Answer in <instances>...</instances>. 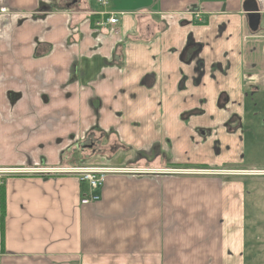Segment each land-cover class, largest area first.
I'll return each instance as SVG.
<instances>
[{"label":"crops","instance_id":"obj_1","mask_svg":"<svg viewBox=\"0 0 264 264\" xmlns=\"http://www.w3.org/2000/svg\"><path fill=\"white\" fill-rule=\"evenodd\" d=\"M104 1L0 0V264H244L243 187L223 179L264 175L244 158L264 0L256 33L246 0ZM97 133L136 171L81 205L85 184L37 170L84 165Z\"/></svg>","mask_w":264,"mask_h":264},{"label":"rangeland","instance_id":"obj_2","mask_svg":"<svg viewBox=\"0 0 264 264\" xmlns=\"http://www.w3.org/2000/svg\"><path fill=\"white\" fill-rule=\"evenodd\" d=\"M259 98V99H258ZM264 98L263 95L257 96L248 103L251 112L247 113V118L244 125L245 134V160L246 167L251 169L264 170ZM97 143L94 147V151L89 149L82 150L84 145L89 143ZM80 152L74 157L77 164L86 162L84 165L91 167H110L105 164L104 159L110 158L118 154L121 151L115 138L111 136H103L102 134L89 135V139H86L79 146ZM71 162L72 164H76ZM119 169V168H117ZM121 175V174H120ZM224 184L228 185L225 189V193H232V185L240 184L243 187L244 202L243 211L240 214V218H235V211L232 212V208H228V212L231 214L229 218V226H235L239 223L242 226V234H244L243 250V262L244 264H264V175L241 176L239 179H233L232 177H225L223 179ZM236 187V185L234 186ZM232 191V192H231ZM245 251V252H244Z\"/></svg>","mask_w":264,"mask_h":264},{"label":"built area","instance_id":"obj_3","mask_svg":"<svg viewBox=\"0 0 264 264\" xmlns=\"http://www.w3.org/2000/svg\"><path fill=\"white\" fill-rule=\"evenodd\" d=\"M97 3L102 6H106L107 2L104 0H97ZM118 23V19L114 14H109V17L106 19L107 25H116ZM113 34H118L116 29L111 31ZM29 170H10L8 172L15 174H23L27 173ZM37 174H60L69 177L76 178L81 184H85L87 187V191L91 193H87L86 195H82L80 199L81 205H89L99 201V196L94 194L95 191L101 190L108 178V175L111 174H124L127 171L123 168L117 169V167H91L89 165H80V166H72L67 168H44L37 170ZM264 173V172H263Z\"/></svg>","mask_w":264,"mask_h":264},{"label":"water","instance_id":"obj_4","mask_svg":"<svg viewBox=\"0 0 264 264\" xmlns=\"http://www.w3.org/2000/svg\"><path fill=\"white\" fill-rule=\"evenodd\" d=\"M243 11L246 13L248 28L252 33H256L259 29L261 15L255 0H246L243 3Z\"/></svg>","mask_w":264,"mask_h":264},{"label":"trees","instance_id":"obj_5","mask_svg":"<svg viewBox=\"0 0 264 264\" xmlns=\"http://www.w3.org/2000/svg\"><path fill=\"white\" fill-rule=\"evenodd\" d=\"M97 17L91 16L90 17V22L92 27L95 26V20ZM198 47V46H197ZM220 106V104H219ZM4 187H0V236H1V244H2V235H3V227H4V217H5V201H4Z\"/></svg>","mask_w":264,"mask_h":264},{"label":"flooded vegetation","instance_id":"obj_6","mask_svg":"<svg viewBox=\"0 0 264 264\" xmlns=\"http://www.w3.org/2000/svg\"><path fill=\"white\" fill-rule=\"evenodd\" d=\"M218 106H219V104H220V106H222V102H220V99L218 100ZM227 128H228V126H227ZM229 129V128H228ZM103 136H105L103 133H101ZM96 145H98V142L97 143H89L88 145H84L83 147H82V150H84L85 148L86 149H89L90 151H94V147L96 146ZM73 154H72V156H73V158L78 154V152H80V148H77V150L76 149H74L73 150ZM64 159V158H63ZM118 168V167H117ZM123 169H125L127 172L126 173H124V174H128V173H132V174H134V172L136 171V169H134L133 167H125V168H123ZM21 170H23V171H26V170H30V169H20V171ZM10 173V172H9ZM26 173V172H25ZM25 173H23V174H25Z\"/></svg>","mask_w":264,"mask_h":264}]
</instances>
